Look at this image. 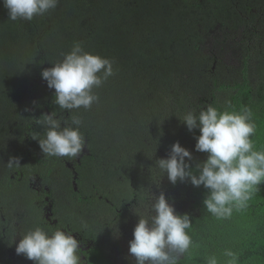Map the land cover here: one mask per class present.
Masks as SVG:
<instances>
[{"label":"trees","instance_id":"trees-1","mask_svg":"<svg viewBox=\"0 0 264 264\" xmlns=\"http://www.w3.org/2000/svg\"><path fill=\"white\" fill-rule=\"evenodd\" d=\"M74 41L114 62V75L94 90L98 103L72 113L86 138L78 173L105 181L109 198L136 201L151 187L189 213L194 247L180 264H206L210 254L226 264V248L239 254L238 264H264V184L246 209L218 220L204 209L203 186L173 185L165 176L157 188L150 172L177 141L192 153L193 167L207 158L195 151L199 131L189 132L179 118L209 104L249 107L254 146L264 150V0H59L31 21L9 20L0 0V189L19 168H6L10 157H20L21 166L29 155L51 158L31 137L44 132L35 119L70 113L53 104L41 71Z\"/></svg>","mask_w":264,"mask_h":264},{"label":"clouds","instance_id":"clouds-1","mask_svg":"<svg viewBox=\"0 0 264 264\" xmlns=\"http://www.w3.org/2000/svg\"><path fill=\"white\" fill-rule=\"evenodd\" d=\"M2 3L9 20L31 21L56 9L59 0H2ZM61 55L60 61L42 69L41 78L49 89H54L53 104L70 115L65 119L55 110L42 114L35 119V124L44 129L43 136L31 137L38 142L45 157L72 159L86 147V138L80 131L82 121L72 114L73 110H88L98 103L94 90L114 75V62L85 51L79 41H74L70 51ZM225 103L230 107V102ZM179 120L189 132L199 131L195 151L206 153L207 158L195 162L193 167L192 153L177 141L170 146L166 158L156 159L151 166L152 183L159 188L166 176L173 185L179 181L197 188L203 186L207 190L202 201L204 209L218 220L229 219L234 211L246 209L260 191L259 186L264 184V150H256L254 146L256 123L252 110L245 106L239 112L220 111L209 104L198 113L185 112ZM157 144L155 141L149 158L155 154ZM20 160L12 156L5 166L9 170L21 167ZM143 189V195L135 198L137 203L130 209L138 221L129 241V254L135 264H180L194 247L189 234L192 218L189 213L177 212L162 190L156 194L151 187ZM113 231L118 233L117 221ZM19 235L15 253L34 264H81L80 241L71 233L60 228L49 232L37 225ZM223 256L226 264L239 262V254L230 248L223 250ZM205 262L220 264L215 254L206 255Z\"/></svg>","mask_w":264,"mask_h":264},{"label":"flooded vegetation","instance_id":"flooded-vegetation-1","mask_svg":"<svg viewBox=\"0 0 264 264\" xmlns=\"http://www.w3.org/2000/svg\"><path fill=\"white\" fill-rule=\"evenodd\" d=\"M84 152L75 159L29 155L9 176L0 189V264H34L17 255L15 247L19 234L37 225L73 234L80 241L81 264H135L128 249L138 221L130 209L137 201L109 198L101 188L105 181L80 175ZM116 221L118 233L113 231Z\"/></svg>","mask_w":264,"mask_h":264}]
</instances>
